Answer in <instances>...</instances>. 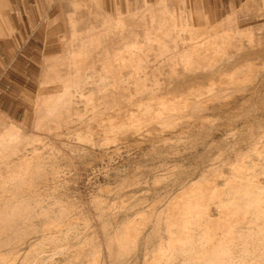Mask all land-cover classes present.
<instances>
[{
    "label": "rangeland",
    "instance_id": "rangeland-1",
    "mask_svg": "<svg viewBox=\"0 0 264 264\" xmlns=\"http://www.w3.org/2000/svg\"><path fill=\"white\" fill-rule=\"evenodd\" d=\"M246 3L238 25L199 0H0V37L42 54L26 119L0 111V264H264Z\"/></svg>",
    "mask_w": 264,
    "mask_h": 264
},
{
    "label": "crops",
    "instance_id": "crops-1",
    "mask_svg": "<svg viewBox=\"0 0 264 264\" xmlns=\"http://www.w3.org/2000/svg\"><path fill=\"white\" fill-rule=\"evenodd\" d=\"M204 13L211 22H219L226 16L235 13L238 25L249 14L247 0H199ZM44 6V4H43ZM27 8L26 1L22 6ZM40 7V6H39ZM29 18H23V21ZM31 31L26 42L10 41L9 36L0 37V111L13 120L26 119L24 114L29 112L28 104L32 101L35 87V75L42 69V54L35 59L37 47L31 38ZM32 44L33 46H28ZM46 46V39L43 48ZM38 51V50H37Z\"/></svg>",
    "mask_w": 264,
    "mask_h": 264
},
{
    "label": "bare ground",
    "instance_id": "bare-ground-1",
    "mask_svg": "<svg viewBox=\"0 0 264 264\" xmlns=\"http://www.w3.org/2000/svg\"><path fill=\"white\" fill-rule=\"evenodd\" d=\"M184 26V25H183ZM188 27V26H187ZM166 31V30H165ZM169 31V30H168ZM164 33V32H163ZM204 52V51H203ZM200 54V53H199ZM205 54V53H204ZM200 56V55H199ZM202 60H204V58L202 59ZM206 60V59H205ZM187 61V60H186ZM187 65V64H186ZM188 66H190V65H188ZM192 66V65H191ZM220 67V66H219ZM183 101V100H182ZM189 103V102H188ZM141 110V109H140ZM133 121V120H132ZM114 125V124H113Z\"/></svg>",
    "mask_w": 264,
    "mask_h": 264
}]
</instances>
